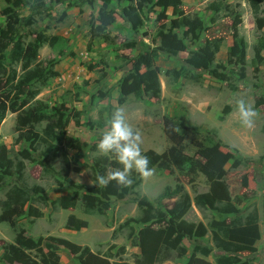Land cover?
I'll use <instances>...</instances> for the list:
<instances>
[{
  "label": "rangeland",
  "instance_id": "1",
  "mask_svg": "<svg viewBox=\"0 0 264 264\" xmlns=\"http://www.w3.org/2000/svg\"><path fill=\"white\" fill-rule=\"evenodd\" d=\"M171 1L177 6L172 7ZM30 3L33 7L23 6L19 0H0V30L11 32L13 41L22 46L40 38L32 68L46 67V80L33 85L37 95L32 103L40 102L47 114L56 113L54 120L59 112L65 118L53 134L46 135L47 121L25 129L28 138L21 141L15 131L16 114L7 112L0 124V158L22 161L21 183L28 188L42 187L45 197L41 204L34 199L33 205L37 204L41 212L39 218L32 220L25 216L15 229L0 222V264H49L51 254L58 257L59 264H144L135 245L140 231H163L167 222L159 217L143 224L142 212L154 217L159 210L168 215L179 195L159 196L166 187L173 189L176 185L182 186L190 201L176 223L183 220L193 231L177 242L176 249L162 246L161 255L153 264H217L221 256L239 263L264 264V3L252 8L247 0H152L141 15L142 25L136 35L121 18V10L128 2L109 0L106 10L113 17L111 23L99 20L101 0L41 3L30 0ZM182 16L195 19L201 31L197 38L194 36L197 28L190 29L187 35H184L187 28L177 29L178 37L186 45L185 51L175 58L163 55L156 58L159 95L138 98L129 90L122 97L119 86L132 68V63L124 64L125 60H132L143 51L139 45L156 48L160 28L169 29ZM52 37L57 38L54 43ZM238 38L246 43L243 64L228 55V48ZM3 42L0 39V44ZM211 42L219 44L212 67L220 65L217 73H223L227 81L201 71L197 82L174 77L170 71L178 70L191 52ZM258 47L261 48L256 52ZM13 67L19 75V65ZM134 87L129 82L128 89ZM120 97L124 98L121 102ZM239 99L252 105L258 114L252 129L242 127L239 122L236 111ZM117 106H123L128 123L141 132L142 154L152 151L159 155L170 148L163 132L164 117L185 124L188 130L182 153L190 160L183 168L170 171L152 166V175L141 176L125 197L110 198L104 214L85 209L80 202L69 209L53 206L52 201L58 197L76 190L81 195L93 186L90 168L105 157L98 154L97 143ZM65 136L77 139L80 147L67 146ZM208 138L212 144H208ZM200 142L204 143L203 148L197 147ZM49 146L48 161L55 171L63 167L64 157L70 162L67 183L60 186L57 181H62L61 177L44 174L35 162L37 154ZM106 158L118 163L114 155ZM195 161L206 167H220L219 181L226 187L227 200L219 207L229 204L232 213L220 215L208 207L195 205L196 196L210 192V181L195 169ZM105 169L109 172L111 166ZM15 182V177L6 180L0 191V203ZM141 200L150 206L139 207ZM1 211L0 206V214ZM70 215L86 221L87 227L78 231L66 229ZM252 215L257 218L259 237L250 250L230 253L216 246L213 236L221 232L212 226L214 221L223 220L229 225L232 219L240 218L244 226ZM21 229L38 244L25 252V258L17 260L12 258L8 246ZM64 241L74 248L61 243ZM4 254L12 259H4Z\"/></svg>",
  "mask_w": 264,
  "mask_h": 264
},
{
  "label": "trees",
  "instance_id": "2",
  "mask_svg": "<svg viewBox=\"0 0 264 264\" xmlns=\"http://www.w3.org/2000/svg\"><path fill=\"white\" fill-rule=\"evenodd\" d=\"M21 5L33 7L30 0H19ZM44 0H34V2L41 3ZM102 7L99 10V20L106 23H111L113 17L107 13L106 6L109 0H101ZM118 2H128V5L121 10V18L130 25L133 33L136 35L138 28L142 25L141 18L143 11L148 5L152 4V0H116ZM252 8H255L264 0H247ZM172 7L177 6V3L171 1ZM195 19H188L183 17L176 19L171 23L169 29L164 30L160 28L157 34L159 44L156 48L150 49L147 45H139L143 51L139 52L132 60H125L124 64L132 63L130 73L122 78V83L119 86L120 95L125 98L130 90L134 96L140 98L142 95H147L152 98L157 97L160 92V86L155 70L154 62L159 55L166 58H175L179 52L186 49L183 39L178 37L176 30L179 28H187L184 35H187L190 29L197 28V37L200 34L201 26L195 22ZM261 22L259 21L258 24ZM12 31V30H11ZM198 38V37H197ZM0 39L4 42L0 44V124L4 119L7 112L16 114L15 131L20 135L17 140H27L25 129L32 128L33 125L47 121V132H54L57 127L64 123V114L57 113L58 118L54 120L56 113L47 114L43 105L40 102L32 103V100L37 95V90L33 87L36 83H42L46 80V67L32 68V64L36 61L37 51L41 45L40 38L36 39L33 43H28L22 46L20 42L13 41L11 32L5 29L0 30ZM56 37H52L51 43L56 41ZM218 42L206 43L196 51L190 53L188 57L181 61V67L178 70H172L175 78H185L193 82H197L200 78V72H206L215 75L221 81H227V77L223 73H217L216 68L221 66L212 67L214 57L218 51ZM258 47L256 52H258ZM8 50V51H7ZM246 51V43L243 38H238L232 46L228 48V55L230 58L237 60L240 64L244 63ZM14 64L19 65L20 74H17ZM244 78V73H241ZM129 82L134 83L135 87L128 89ZM119 98V102L123 99ZM53 112H56L53 109ZM185 124L175 121L173 118L164 117L163 119V132L171 143L170 148L163 154H156L152 151L146 152L150 164L149 167L156 166L158 169L172 170L174 168L181 169L190 160L184 156L182 151L184 149L183 140L187 132ZM55 134V133H54ZM57 137V135H56ZM208 144L213 142L208 138ZM64 142L67 146L78 149L80 143L77 139L66 137ZM217 145L220 141L217 140ZM51 146V145H50ZM47 147L45 150L37 154L38 158L35 162L41 167L42 172L46 175L61 177L62 181H57V185L67 183V176L70 171V162L67 157H64V165L59 171H55L49 164L48 154L51 148ZM198 148H203L204 143L200 142ZM2 148H4L2 146ZM57 150V148H56ZM111 166V170L121 168V165L115 161H109L106 157H101L95 163V167H91L90 171L93 175V186L86 189V192L79 195L78 190L73 191L70 195L58 197L52 201V205H57L61 209L73 208L78 202L82 203L83 207L88 210H96L99 214H104L110 206V198L115 197L122 199L129 191L135 187L141 175L136 173L132 174L133 184L130 187L118 186L115 181L109 183L107 187L99 186L96 183L97 175H107L108 169L105 167ZM194 167L197 171L201 172L210 181V192L200 194L194 198V203L198 207H208L215 210L220 215H226L233 212L232 206L225 204L219 207L222 201L227 200L226 187L223 182L219 181L221 169L217 165L206 167L200 162L195 161ZM24 171V164L22 161L12 160L9 158H0V191L4 189L6 180L10 177H15V184L6 192L5 199L0 203L1 214L0 222L8 223L13 229L16 228L20 219L26 217L32 220L39 218L41 212L34 206V199L41 204L44 197V190L40 186H33L28 188L21 183ZM76 187V186H75ZM76 188H81L77 186ZM181 185H176L173 189L166 187L160 194L159 198H171L179 195V201L172 209L166 213L156 210V215L152 217L149 212L143 211L141 222L147 223L152 218L163 217L167 222V228L160 231H150L143 229L139 233L138 242L135 244L141 251V257L144 264H153L161 255V247L168 246L171 249H176L177 242L186 236H190L193 229L185 221H180L189 207L190 201L187 194L183 193ZM149 207V203L145 200L139 202V207ZM149 215V216H148ZM167 216V219H166ZM241 219L235 218L226 225L225 221H214L212 226L218 227L221 234H214L213 240L217 247L223 251L230 253H238L241 251L250 250L252 244L258 239L259 231L257 228L256 215H252L246 222V225L241 226ZM87 222L77 219L75 216L70 215L66 220V229L78 231L86 228ZM67 247L73 249L74 247L67 242H61ZM37 242L31 237L26 235V232L21 229L18 230L13 244L8 246L9 253L13 255L12 258L21 260L26 257L27 250H33L37 247ZM195 248H200L195 246ZM88 249H84L86 252ZM4 259L11 260L7 254H4ZM57 256L51 254L49 256V264H59ZM217 264H246L245 262L239 263L227 257H220Z\"/></svg>",
  "mask_w": 264,
  "mask_h": 264
},
{
  "label": "clouds",
  "instance_id": "3",
  "mask_svg": "<svg viewBox=\"0 0 264 264\" xmlns=\"http://www.w3.org/2000/svg\"><path fill=\"white\" fill-rule=\"evenodd\" d=\"M236 111L242 127L252 129L257 119V112L244 99L236 102ZM142 134L127 121L123 106H117L110 117L107 130L97 143V152L101 156L114 155L121 168L114 169L107 175H97L96 183L107 187L115 181L118 186L130 187L133 184L132 173L135 171L143 177L152 175L149 158L142 154Z\"/></svg>",
  "mask_w": 264,
  "mask_h": 264
}]
</instances>
